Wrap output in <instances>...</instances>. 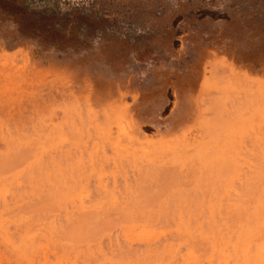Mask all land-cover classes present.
<instances>
[{
  "label": "rangeland",
  "instance_id": "obj_1",
  "mask_svg": "<svg viewBox=\"0 0 264 264\" xmlns=\"http://www.w3.org/2000/svg\"><path fill=\"white\" fill-rule=\"evenodd\" d=\"M68 2L0 0V264H264V0Z\"/></svg>",
  "mask_w": 264,
  "mask_h": 264
},
{
  "label": "trees",
  "instance_id": "obj_2",
  "mask_svg": "<svg viewBox=\"0 0 264 264\" xmlns=\"http://www.w3.org/2000/svg\"><path fill=\"white\" fill-rule=\"evenodd\" d=\"M21 3L25 9L31 10L35 17L39 16H51L56 17L57 22H64L68 17H75L76 12L78 15H86L88 18L91 16L92 10H94L93 5L85 6V3H69L68 0H12ZM66 5H68L66 7ZM86 10L90 11L87 14ZM109 23V22H108ZM105 23L97 26H90L87 22H81L75 19L72 24H76L74 30L77 37H81L82 40L88 41L92 38L102 39L104 36L108 35H124L128 38L130 35L126 31H121V27L115 23ZM58 27L60 25H57ZM142 30V29H141ZM140 29H135L137 35H141Z\"/></svg>",
  "mask_w": 264,
  "mask_h": 264
},
{
  "label": "crops",
  "instance_id": "obj_3",
  "mask_svg": "<svg viewBox=\"0 0 264 264\" xmlns=\"http://www.w3.org/2000/svg\"><path fill=\"white\" fill-rule=\"evenodd\" d=\"M263 82V81H262ZM264 84V83H263ZM247 86V89L248 90H250V91H252L253 92V94H254V91L256 92L255 94L258 96H262L263 95V93H264V86L263 85H258V86H256V85H254V83L253 84H247L246 85ZM252 94V95H253Z\"/></svg>",
  "mask_w": 264,
  "mask_h": 264
}]
</instances>
